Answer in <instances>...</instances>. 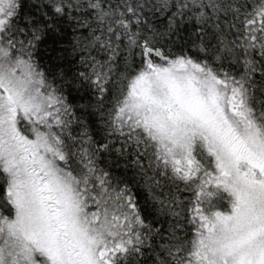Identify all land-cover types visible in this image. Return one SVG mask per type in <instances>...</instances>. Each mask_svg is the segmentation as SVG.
<instances>
[{"label":"snow or ice","instance_id":"obj_1","mask_svg":"<svg viewBox=\"0 0 264 264\" xmlns=\"http://www.w3.org/2000/svg\"><path fill=\"white\" fill-rule=\"evenodd\" d=\"M0 264H264V0H0Z\"/></svg>","mask_w":264,"mask_h":264}]
</instances>
